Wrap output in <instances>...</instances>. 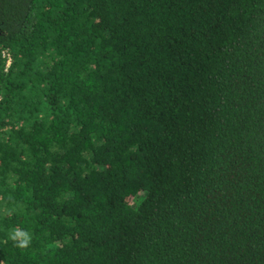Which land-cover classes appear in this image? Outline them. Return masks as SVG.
<instances>
[{
    "label": "trees",
    "instance_id": "1",
    "mask_svg": "<svg viewBox=\"0 0 264 264\" xmlns=\"http://www.w3.org/2000/svg\"><path fill=\"white\" fill-rule=\"evenodd\" d=\"M0 264H264V0H0Z\"/></svg>",
    "mask_w": 264,
    "mask_h": 264
},
{
    "label": "built area",
    "instance_id": "2",
    "mask_svg": "<svg viewBox=\"0 0 264 264\" xmlns=\"http://www.w3.org/2000/svg\"><path fill=\"white\" fill-rule=\"evenodd\" d=\"M3 55L6 56V57H8V66H9L10 63H11V56H10V54L7 53L6 51H4V54Z\"/></svg>",
    "mask_w": 264,
    "mask_h": 264
},
{
    "label": "rangeland",
    "instance_id": "3",
    "mask_svg": "<svg viewBox=\"0 0 264 264\" xmlns=\"http://www.w3.org/2000/svg\"><path fill=\"white\" fill-rule=\"evenodd\" d=\"M134 202H135V201H132L131 204H133ZM131 206H133V205H131Z\"/></svg>",
    "mask_w": 264,
    "mask_h": 264
}]
</instances>
